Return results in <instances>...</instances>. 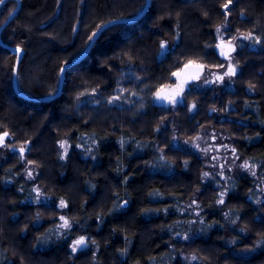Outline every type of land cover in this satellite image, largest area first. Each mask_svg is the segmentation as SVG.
Instances as JSON below:
<instances>
[{
	"label": "trees",
	"instance_id": "1",
	"mask_svg": "<svg viewBox=\"0 0 264 264\" xmlns=\"http://www.w3.org/2000/svg\"><path fill=\"white\" fill-rule=\"evenodd\" d=\"M19 1L0 32V133L17 147L0 162V264H196L179 253L183 234V245L202 264H264V202L253 203L254 179L235 176L218 203L221 185L203 182L200 156L173 145L166 125L175 120L177 134L188 139L208 125L225 130L264 178V0H233L227 10L228 0H151L140 19L99 35L87 56L65 71L59 94L62 67L84 50L97 26L138 14L146 1ZM17 5L5 0L0 6V28ZM221 25L240 66L234 86L219 93L193 88L174 108L154 102L155 92L174 83L172 73L189 61L211 68L225 62L217 47ZM239 35L258 43L240 45ZM12 47L23 50L18 90L36 100L14 88ZM65 137L70 148L62 158ZM29 161L43 190L63 200L81 225L67 236L59 234L55 204L29 201ZM196 196L194 217L184 207ZM228 219L245 230L233 232V244ZM78 233L96 251L73 253ZM256 245L251 255L235 252Z\"/></svg>",
	"mask_w": 264,
	"mask_h": 264
},
{
	"label": "rangeland",
	"instance_id": "2",
	"mask_svg": "<svg viewBox=\"0 0 264 264\" xmlns=\"http://www.w3.org/2000/svg\"><path fill=\"white\" fill-rule=\"evenodd\" d=\"M220 29L217 31V29ZM226 27L224 25L218 26L216 28V35L217 39L220 42H225L222 48H219V53L221 54V51H224L227 54V56H224L225 62L217 68H211L204 66V70L202 75L199 77V79L186 83L184 86L183 92L179 96L176 97V102L172 103L168 100H164L163 103H161L162 106L168 107V108H174L176 105L181 104L185 101V93L188 90H191L193 88H214L215 92L219 93L224 88H231L234 86L233 78L237 74V72L240 70L239 64L234 60L233 51L234 47H232V40H227L225 38L226 33L225 29ZM244 35H239L236 38V42H238L240 45H251L256 46L258 43V40L254 36H249L248 39H244ZM231 48V51L229 49ZM232 65L235 69L234 74L231 75H225V73L229 69V65ZM217 77H222V79H217ZM207 81V83L205 82ZM177 81H175L172 84L166 85L164 88L169 89V94H171L173 88L175 87ZM160 90V89H158ZM157 90V91H158ZM155 92L153 96L154 102H156ZM175 119V117L173 118ZM175 121V120H174ZM174 121L171 120V122L167 123L166 125H169L172 129V144L175 146H184L188 147L189 149L193 150L197 155L200 156L203 164V170H202V180L203 182H207L210 180H217L219 184L221 185L220 194L223 193V200H225V196L227 191L230 187V182L235 178V176L240 174H248L254 179V189H255V195L254 197L251 196L253 203L256 206H260L261 203L264 202V178L261 174L258 173L257 166L250 162L248 159L241 156L230 137V135L223 129L214 127L212 125L204 126L201 128L200 132L192 139H188L186 137H183L179 134H177L176 131V124ZM2 135V133H0ZM68 138H62L59 142L60 144V153L62 158H65L67 155V152L70 148V143L67 141ZM63 142V146H61V143ZM21 148V147H19ZM17 149L14 148L11 145H8L6 141L2 144H0V162L3 161L8 153H11ZM20 150V149H19ZM235 150V151H233ZM91 151V147L87 149V155H89ZM247 163L248 167L244 168L242 165ZM26 173L27 178L29 182H33L32 188L28 191V199L29 201L33 203H47V204H55L59 210L60 213L58 215L59 217V227L58 231L59 234H63L64 236H67L69 234V231L72 228L80 227L81 225L79 222L75 221L67 212V204L65 203L66 207H60L61 200H56L52 195L46 193L43 188L39 185V183L36 180V173H37V167L32 163H26ZM29 172H31V176H29ZM204 173H208L207 176L204 175ZM221 199V195H219V200ZM218 200V201H219ZM195 201V203H193ZM185 211H189L190 214H192L194 217L197 216L200 212V201L196 197H193L185 204ZM63 216L65 219H67L70 223L69 228L61 227L63 224V221L60 219V217ZM259 216L264 219V213L260 211ZM193 218V217H192ZM194 220V219H193ZM228 232L227 238L229 239V243L233 244V241L235 239L233 238V232H242L245 233V230L239 226L237 223V220L235 219H228ZM79 229V228H78ZM80 236H84L86 240V245L78 248L77 251L73 252L72 248L70 247L71 251L73 253H77L81 250H87L89 248H92L96 251L97 245L91 243L85 235H81V233H78L76 235L75 239H78ZM177 238L180 240L178 242L179 246V253L185 259L187 262L190 263H196V264H202L203 259L195 252L190 249H188L186 246L183 245V239L188 238L186 235H178ZM73 240V241H74ZM185 240V239H184ZM72 245V243H71ZM257 249V245L254 248H244L241 250H235L237 254H243V255H251L254 253V250ZM4 255L6 254L5 251ZM7 258V257H6ZM11 260H8V263Z\"/></svg>",
	"mask_w": 264,
	"mask_h": 264
},
{
	"label": "snow or ice",
	"instance_id": "3",
	"mask_svg": "<svg viewBox=\"0 0 264 264\" xmlns=\"http://www.w3.org/2000/svg\"><path fill=\"white\" fill-rule=\"evenodd\" d=\"M59 2V0H58ZM233 2V0H228V3L224 4L223 5V8L225 10H227L229 8V5H231ZM4 3V0H0V4H3ZM107 23H110V22H107ZM103 26H97V29L99 30L100 28H102ZM220 29L218 28L217 31H219ZM97 35V32H93V35L89 37V40H92L94 36ZM250 35V34H249ZM249 36H245L244 39H248ZM161 48H164L165 47V42L164 41H161ZM218 48H222L223 47V42H221V44H218L217 45ZM15 53L17 54H20L22 53V49L20 47H17L14 49ZM229 51H231V48L229 49ZM228 53L224 52V51H221V55H224V56H227ZM19 55H17V59L19 60ZM196 67L198 69H203V65H193L191 61H189V63L185 64L184 65V69H188L189 67ZM63 68L61 69V71L63 72ZM182 71H177V72H173L172 73V76L176 77L177 78V83L175 85V87L173 88L171 94H165L164 93V89L161 88L160 90L157 91L156 93V96H157V99H165V100H168L172 103H175L176 102V97L179 96L181 94V92H183L184 90V86L185 84L188 82V80L190 79H199V73H196L195 75H190V76H186V77H183L182 78ZM235 72V69L233 68V66L230 64L229 65V69L228 71L225 73V75H231V74H234ZM217 79H222V77H217ZM207 83V81H205ZM114 99H118V97H115ZM111 102V101H110ZM8 136V133L5 132L3 135H0V144H2L4 142V139L5 137ZM61 146H63V142L61 143ZM20 153H21V156H23V153L25 151V149L23 147L20 148ZM235 151V150H233ZM29 163H31V161H29ZM242 167L244 168H247L248 165L247 163H245L244 165H242ZM205 176L208 175V173H204ZM29 176H31V172H29ZM221 195V199L218 201V203H224V200H223V193L220 194ZM193 203H195V201H193ZM60 207H66L65 203L63 200H61L60 202ZM60 219L63 221V224L61 225V227H64V228H69L71 225L69 223V221L67 219H65L63 216L60 217ZM86 245V240H85V237L84 236H80L78 239L74 240L72 242V245H71V248H72V251L75 252L78 250V248H81L83 246Z\"/></svg>",
	"mask_w": 264,
	"mask_h": 264
},
{
	"label": "water",
	"instance_id": "4",
	"mask_svg": "<svg viewBox=\"0 0 264 264\" xmlns=\"http://www.w3.org/2000/svg\"><path fill=\"white\" fill-rule=\"evenodd\" d=\"M5 1V0H4ZM145 5L143 7V9L136 15L134 16H130V17H125V18H115V19H112L110 21H107V22H110V23H103L102 25L100 26H103L102 28H100L99 30L96 29L95 32H97V35L93 37L92 40L89 41V43L87 44V46L84 48V50L78 54L76 57H74L69 63L65 64L62 68L64 69L63 72L61 71L60 73V87H59V91H58V94L60 93L61 91V88H62V85H63V81H64V77H65V71L70 68L71 66L79 63L80 61H82L86 56L87 54L90 52V50L92 49L94 43L96 42L97 38L99 37V35L106 29L108 28L109 26H112L114 24H118V23H126V22H135L137 21L138 19H140L145 13L146 11L148 10L149 8V5L151 3V0H145ZM2 4H0L1 6ZM20 7V1L18 0V5L17 7L15 8V10H13L11 12V14L8 16V18L5 20V22L2 24L1 28H0V32H1V29L3 27H5L10 21L11 19L14 17V15L16 14L17 10L19 9ZM16 47H12L11 49L14 51ZM19 55V60H17L16 62V65H15V69H14V76H13V84H14V88L15 90L17 91V93L20 95V96H23L25 98H28L30 100H36V98H33V97H30L28 95H25L23 93H21L19 90H18V84H17V68H18V65H19V62L20 60L22 59V53L18 54ZM193 65H203V64H198V63H192ZM182 71V78L183 77H186V76H190V75H195L196 73H199V77L202 75L203 73V70H204V65H203V69H198L196 67H189L188 69H184V66L179 70V71ZM176 81H177V78L175 77ZM197 79H190L188 80L187 83H190V82H193ZM164 89V93L165 94H169V89L168 88H163ZM155 100H156V103L158 104H161L164 102L165 99H157V96L155 97Z\"/></svg>",
	"mask_w": 264,
	"mask_h": 264
},
{
	"label": "flooded vegetation",
	"instance_id": "5",
	"mask_svg": "<svg viewBox=\"0 0 264 264\" xmlns=\"http://www.w3.org/2000/svg\"><path fill=\"white\" fill-rule=\"evenodd\" d=\"M220 44H221V42H220ZM223 45H225V44L223 43Z\"/></svg>",
	"mask_w": 264,
	"mask_h": 264
}]
</instances>
